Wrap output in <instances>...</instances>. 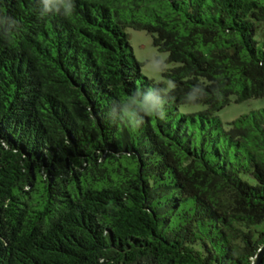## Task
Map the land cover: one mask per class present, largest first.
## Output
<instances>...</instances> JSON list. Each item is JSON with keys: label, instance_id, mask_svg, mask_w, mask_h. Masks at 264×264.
I'll return each mask as SVG.
<instances>
[{"label": "trees", "instance_id": "trees-1", "mask_svg": "<svg viewBox=\"0 0 264 264\" xmlns=\"http://www.w3.org/2000/svg\"><path fill=\"white\" fill-rule=\"evenodd\" d=\"M73 2L41 17L40 0H0L22 25L10 44L0 26V264H252L264 110L227 129L216 114L264 99V0ZM126 29L168 55L170 89ZM150 87L166 119L110 118Z\"/></svg>", "mask_w": 264, "mask_h": 264}, {"label": "clouds", "instance_id": "clouds-1", "mask_svg": "<svg viewBox=\"0 0 264 264\" xmlns=\"http://www.w3.org/2000/svg\"><path fill=\"white\" fill-rule=\"evenodd\" d=\"M42 10L39 12L41 17L49 14H60L64 17H71L75 12L73 0H40ZM0 26L3 27L4 37L9 44L15 39L21 31L22 25L7 11L0 12ZM173 82L169 81L171 85ZM174 87V85H173ZM154 89H159L163 93V89L158 87H150L147 93L140 95V90L133 91L129 95H125L119 100L120 109L118 116L110 118L113 121L126 125L129 129L139 130L145 120V117L166 119L165 110L161 111L164 101L161 95H158ZM190 97V94H189Z\"/></svg>", "mask_w": 264, "mask_h": 264}, {"label": "rangeland", "instance_id": "rangeland-1", "mask_svg": "<svg viewBox=\"0 0 264 264\" xmlns=\"http://www.w3.org/2000/svg\"><path fill=\"white\" fill-rule=\"evenodd\" d=\"M128 42L132 48L133 56L140 64L141 74L154 83H165L170 89L172 85L163 77V71L171 69L173 65L166 63L168 55L160 53L152 43V37L146 32L126 29ZM206 109L202 105H183L178 108L180 114H197ZM264 110V99H250L241 103H236L234 99L216 116L221 121L225 129L228 125L240 116L247 115L253 111ZM256 232L264 231V222L254 228Z\"/></svg>", "mask_w": 264, "mask_h": 264}, {"label": "water", "instance_id": "water-1", "mask_svg": "<svg viewBox=\"0 0 264 264\" xmlns=\"http://www.w3.org/2000/svg\"><path fill=\"white\" fill-rule=\"evenodd\" d=\"M264 258V244L259 248L252 264H262Z\"/></svg>", "mask_w": 264, "mask_h": 264}]
</instances>
